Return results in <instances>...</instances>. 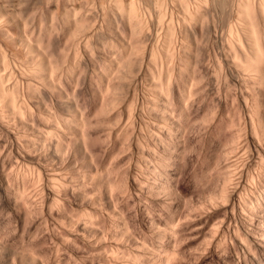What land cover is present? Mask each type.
Returning <instances> with one entry per match:
<instances>
[{
    "label": "bare ground",
    "instance_id": "1",
    "mask_svg": "<svg viewBox=\"0 0 264 264\" xmlns=\"http://www.w3.org/2000/svg\"><path fill=\"white\" fill-rule=\"evenodd\" d=\"M0 264H264V0H0Z\"/></svg>",
    "mask_w": 264,
    "mask_h": 264
}]
</instances>
